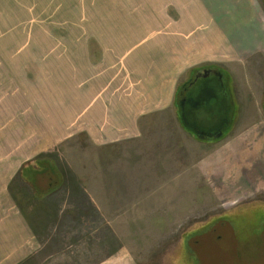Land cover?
Returning a JSON list of instances; mask_svg holds the SVG:
<instances>
[{
	"label": "rangeland",
	"instance_id": "374dc122",
	"mask_svg": "<svg viewBox=\"0 0 264 264\" xmlns=\"http://www.w3.org/2000/svg\"><path fill=\"white\" fill-rule=\"evenodd\" d=\"M11 2L0 4V11H8L0 13V189L10 181L13 199L17 204L24 201L23 211L32 219V210L38 211V207L29 195H37L33 202L38 205L44 201L41 188L36 190L32 183L44 187L48 178L29 172L27 180L32 183L27 182L21 178L23 168L47 155L67 172L66 187L53 195L61 218L41 226V247L30 264H264V189L243 188L240 183L241 175L259 165L249 164L250 147L234 146L243 134L250 133L252 117L264 119L259 105L264 58L252 54L249 67L253 61V70L244 59L251 51L245 39L260 41L264 37V0H19L16 7ZM218 33L228 43L219 46L220 55L212 53ZM229 35L242 44L237 59L228 54ZM151 43L156 52L151 49L149 57L157 67L164 54L193 59L190 65L232 69L236 77L230 87L228 116L207 110L210 103H217L211 97L213 86L216 89L219 83L214 78L203 81L184 92L187 101L194 96L202 99L201 108L205 105L198 110L199 105L190 107L186 101L184 110L191 118V128L182 120L179 123V104L176 109H158L140 119L150 137L144 139L142 132L137 145L139 150L154 151L156 161L151 160L149 166H158V172L141 170L133 175L125 171L121 182L129 188L107 189L106 184L102 188L94 148L83 137L74 142L53 133L51 111L41 109L42 103L55 107L58 96L69 94V72L74 69L79 79L88 77L89 83L95 73L97 84L103 82L108 90L118 78L111 97L124 102L125 108L133 97L131 92H136L137 103H152L153 90L161 85L162 76L154 74V78L143 72L134 76L130 57L137 48H148L146 44ZM202 48L211 52L205 58L199 54ZM119 59L126 74L125 70L100 73L107 66L115 68ZM53 71L61 72L59 83L51 85L52 80L46 78L49 82L44 91H37L36 76L40 72L43 77L52 76ZM123 74L129 78L124 79ZM193 75L182 71L173 82L181 87ZM236 118L240 120L232 130ZM222 128L224 135L217 138ZM162 145L168 148L164 150ZM176 145L178 150L171 149ZM261 151L256 149L260 155ZM110 176L106 173L107 181ZM74 177L81 186L79 191L69 189L77 183ZM112 181H116L115 175ZM3 192L0 190V198Z\"/></svg>",
	"mask_w": 264,
	"mask_h": 264
},
{
	"label": "crops",
	"instance_id": "0c3cea01",
	"mask_svg": "<svg viewBox=\"0 0 264 264\" xmlns=\"http://www.w3.org/2000/svg\"><path fill=\"white\" fill-rule=\"evenodd\" d=\"M5 3L7 4V0H0L1 5ZM11 3L13 4V7H16L19 5V0H12ZM72 5H75V3H73ZM6 12L8 11L5 10L0 11V13H6ZM11 12L12 11H10V13ZM14 13L17 12L15 11ZM214 36L215 39L213 41L215 42H213L212 53L214 54V52H216L217 54L220 55L221 53L219 46L221 44H223L224 46H228V43L221 39L219 33L218 35L216 34ZM229 37L231 39L229 38L230 42H229L228 54L234 55V58L237 59L238 58L237 54L242 53L240 52L242 51V49H239L238 46L242 44L234 41L230 35ZM247 39L248 38L245 39V43L246 46L251 48L250 51L251 53L250 52H248V54L246 53L244 59L246 62V67L248 69L251 68L253 70L254 67L253 61H252V66L249 67V63L251 60L250 57L253 56L252 54L260 53L264 58V37H262L260 41L258 39L255 41H251L250 40L251 38L249 40ZM150 42L151 40H148V43ZM147 45L148 48H143V49L140 48V50L139 48H137L136 53L130 54V57L133 58V69H131V71L133 72L134 76L135 75L140 76L141 72L147 73L144 75H149L150 77L152 76L154 78H156L155 76L156 74H159V77L162 76L161 77L162 80L160 82L161 85L163 83L164 84L162 86L161 85L158 86L157 90L156 89L153 90L156 93L154 95V101L152 103H145V104L137 103L138 99L137 97H135L136 92H131L133 94V97L129 99L128 101L129 106L127 108H125L124 102H121L122 103L121 104L118 103L119 101L115 102L113 100L112 90L115 89L114 87L118 86V84L116 83L118 82V78L116 75L114 76V74L115 72H120L121 70H125V74H126V66L119 65L122 64L121 59L118 60V64L115 63V68L113 67L111 68V66H107L106 68H104L105 70L100 71V73L102 74L109 75L108 71L115 70V72H112L113 74H111L113 75L111 76V80L115 81L114 78L117 79L115 81V86L110 88V90H108L107 88L108 85L103 86V82L101 81L100 83L97 84L99 77L95 73L92 75H95L97 78L96 77L94 79L91 78L92 82L89 83L88 77L87 80L79 79L78 78L79 75L78 76L76 75L75 72L76 70L74 69L69 72L70 74L69 94L67 96L66 95L58 96L54 100L58 104H56L55 107L52 106L53 108L51 107L53 103L51 105L48 104L44 105V103H42L41 109H46L47 111H51L50 116L51 118H53V125L55 127L53 133L58 132L60 133L59 138L63 139L67 137L69 139H74V142L80 141L83 137V139H85L92 146V148H94V150L96 151L97 158L94 156L92 157L96 159L98 165L97 167H99L102 174L101 177L102 186H103L102 188H104L106 185H107V189L121 190L124 187L126 188L128 185L127 186L123 185L121 182L123 180L122 175L125 174V171L126 173L128 171V173H132L133 175L137 174V172L141 170L143 173H150V174H152V172L153 173L158 172L157 171L159 170L157 169L158 166H152V165L149 166L151 160L152 162L156 161L157 155L153 153L154 151L152 152V150L150 149L147 150L144 148H141V150H139V146L137 145L138 144L137 142H139L140 141L139 139L142 137V132L145 133L144 139L150 137L148 133L149 132L148 128L145 129L140 119H142V116L149 115L152 113L151 111H155L158 109L165 110L170 106L176 109L177 107L176 93L180 85L179 84L175 85L173 80H175V78H177V76L182 71H187V73L189 74L191 70L194 68L204 67L198 63H193L192 65H190V62L194 60L188 57L185 58L181 55L180 56L176 55L174 57L168 58V55H164V54L159 56V58H162V60L159 67H157L151 63L149 57L153 55L151 49H154L156 52V48H152V43L146 44V46ZM138 46L140 47V44L137 45V47ZM135 49L136 48H134V50ZM141 50L143 51V53H140ZM158 50L159 49H157V51ZM205 51L206 49L203 48L200 50L199 54L201 55L202 58H205L206 55L211 53V52L205 53ZM157 56L158 53L156 55V58ZM142 62L146 63L145 67L139 66L140 63ZM208 66H216V65H208ZM3 72L5 74H8L6 73L7 71H3ZM161 72L165 73V77L167 78L166 80L165 78H163ZM228 72L232 77L233 83L231 82V84H233L232 86H234L236 75L234 74L232 69L229 70ZM22 74L20 77L24 79V76ZM39 74L44 75V73L42 72H40ZM171 74L172 77H170ZM41 75H37L35 80L37 83V86H35V88H37V91L40 92H43L45 89L46 86L45 82L47 81L46 78L48 80H52L50 81L51 85H55L59 83L61 79L60 76L61 72L55 73V71H53L52 76L49 75L46 77H43ZM126 77L128 76L123 74V78L125 79ZM35 81H30V82H35ZM9 86L13 88L12 85ZM244 86L248 88L247 87L249 86L248 82L244 84ZM158 90H160V92H157ZM261 90H262L261 92L262 97L260 98L259 105H261L260 109L264 110V101H263L264 89ZM232 92L236 96L237 89L236 88L234 90L232 89ZM16 93H18V91ZM157 93L159 94L158 95L160 97L159 99L157 98ZM162 98L165 100L164 103L160 102V99ZM256 108H257L256 105H254L253 109ZM178 120L179 123L181 124L180 115L178 117ZM239 120H240L239 118L238 119L236 118L234 120V124H231L230 129H232L231 128L232 126L234 129V127H236V124L239 122ZM249 125L253 126V128H251L250 133L243 134L239 138V141L236 142L234 146L237 147L243 146L244 149L250 147L249 164L251 165V167H253L254 163L255 165L258 164L259 166L257 169H253L254 167L252 169H249L248 171H246V173L244 171L243 173L245 174L243 176L241 175L240 183L243 184L242 185L243 188H250L255 190L264 189V119H262L261 117L260 118L252 117L249 122ZM142 127H144V129H142ZM126 145H128L129 149L127 148ZM161 148L165 150L166 147L162 145ZM260 148L262 149L261 151L262 156L260 155V153L256 152V149L259 150ZM171 149L178 150V147L176 145L171 147ZM258 159L260 161H258ZM150 167H152V171L150 170ZM67 169L70 171L69 167ZM106 173L108 175H111L109 177V181H107L105 178ZM69 174L72 175L73 171H71ZM114 175L116 181H112ZM75 177H74V181H75ZM76 180L78 181L77 178ZM9 182L10 181L6 182L4 186L2 185L3 187L2 189H0L4 191L2 193V198H0V264H30L33 260V257L37 252H39L41 247L40 242L38 240L44 235L42 232L43 228H41V226L43 225L42 227L44 228L48 227L49 223L59 221L61 218L59 210L53 205L55 203L53 201V195L56 194L62 188L66 187L65 186L66 183L65 182L62 183L57 190H55L48 196L42 198L44 200L43 204L41 205L35 204L34 206L36 207L37 205L38 211H33L35 209L34 208L32 210V214L35 212L34 216L32 217V219H30L29 215L27 216L26 213H24L23 211L24 201L21 200V204H17L18 202H16L13 199L10 190L11 188L10 185H12V183ZM71 186L72 187H69L68 185L69 189H73L75 191L81 190V186L79 182H77L74 185L72 184ZM23 194L25 195V192H23ZM30 196L31 195H29V197ZM92 201L94 202L93 199Z\"/></svg>",
	"mask_w": 264,
	"mask_h": 264
},
{
	"label": "trees",
	"instance_id": "16d2710c",
	"mask_svg": "<svg viewBox=\"0 0 264 264\" xmlns=\"http://www.w3.org/2000/svg\"><path fill=\"white\" fill-rule=\"evenodd\" d=\"M203 69H208L210 71L214 69V70L219 71L223 75V78H220V77H216L215 78V80H217V82L219 83L218 87L215 89V87L213 86L214 89H213V94H212L213 96L211 97L212 98L211 102H215L213 99L216 98L217 99V103H216V105H212L210 103L209 106L207 107L208 108L207 110L216 109L214 112L212 110V112L216 116H218L219 114L220 115L227 114V111L229 109L228 106H229V103L231 101L230 87H231L232 77L230 76V74L227 71L223 70L219 66H206V67H203V68H194V69H192L191 73L194 74L193 77H192V80L189 81V84L187 83V84L179 87L178 90H177V93H176V99L178 101L177 104L180 105L182 101H185V102L187 101V97L184 94V92H188L190 89H195L203 81L207 80V79L201 78L200 76H198V77L196 76V74L198 72L202 71ZM211 77H213V76H211ZM215 86H216V84H215ZM221 99H224L225 101H227V103L220 102ZM200 106L201 105H199V107L197 108L198 110L204 108L205 105L202 108ZM183 107H184V105H183ZM184 111H185V119H186L185 123L189 121L188 123L191 124V120H190L191 118H189V116H187L186 110H184ZM207 112L210 113L211 115L213 114V113H211V111L210 112L207 111ZM227 116H228V114H227ZM227 116L225 117L226 119H227ZM192 122H193V124L195 123L194 121H192ZM198 133H199V131H198ZM201 135L202 134L199 133L200 138H201ZM31 163L23 168V171L21 172V174H22L21 178L25 179V181L28 182L29 180H27L28 179L27 175H28L29 172L34 177L37 176V175L47 176V178H48L47 184L44 185V187H38L35 183L33 184L31 181H29V182L32 183V185L34 186L35 189L38 188V190H39L41 188L40 189V191H41L40 193H43L42 194L43 197H45V195H49L52 192H54L55 190H57L58 187L62 183H64L66 181L67 172H65L62 169L61 165L57 161H55V159L52 158L51 156L41 155L40 157H38L37 159H35ZM36 196L37 195H35V194L30 196V198L32 200L31 202L33 203V205L36 204V202H33V199H35ZM15 199L17 200V197Z\"/></svg>",
	"mask_w": 264,
	"mask_h": 264
},
{
	"label": "water",
	"instance_id": "95a60500",
	"mask_svg": "<svg viewBox=\"0 0 264 264\" xmlns=\"http://www.w3.org/2000/svg\"><path fill=\"white\" fill-rule=\"evenodd\" d=\"M210 70H208L207 69V72H209ZM220 75V76H219ZM220 77V78H223V75L219 72V74L218 75H216V76H213V77H211L212 79L214 78H216V77ZM207 79H209V78H207ZM202 99H195L194 98V96H189V100H188V104L190 105V107L192 106V107H194V106H198V105H201V103H200V101H201ZM183 102V101H182ZM182 104V103H181ZM179 105V114H180V117H181V120L184 122V124H185V126L187 127V128H191V126H192V123L190 124V123H188V122H186L185 123V111H184V107L182 106V105ZM195 130V129H194ZM223 130H224V128L223 129H221L220 130V133L218 134L219 135V137L217 136V138H220V137H222L223 135H224V132H223ZM195 133H198V131H197V129L195 130Z\"/></svg>",
	"mask_w": 264,
	"mask_h": 264
},
{
	"label": "flooded vegetation",
	"instance_id": "af4514ba",
	"mask_svg": "<svg viewBox=\"0 0 264 264\" xmlns=\"http://www.w3.org/2000/svg\"><path fill=\"white\" fill-rule=\"evenodd\" d=\"M219 71H217V70H211V71H209V72H207V69H203V71L202 72H198L197 74H196V76L198 77V76H200L201 78H203V79H207V78H210L211 76H216V75H218L219 73H218ZM220 76V75H219ZM218 76V77H219ZM184 102V103H183ZM183 102H181L182 104V106L184 105H186V102L185 101H183ZM185 108V107H184Z\"/></svg>",
	"mask_w": 264,
	"mask_h": 264
}]
</instances>
